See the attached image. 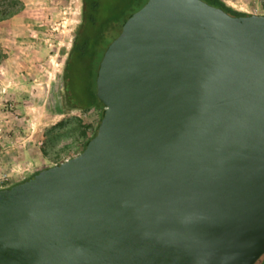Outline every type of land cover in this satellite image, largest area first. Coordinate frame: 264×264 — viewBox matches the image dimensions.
Masks as SVG:
<instances>
[{"label":"water","instance_id":"water-1","mask_svg":"<svg viewBox=\"0 0 264 264\" xmlns=\"http://www.w3.org/2000/svg\"><path fill=\"white\" fill-rule=\"evenodd\" d=\"M102 123L0 188V264H254L264 253V14L147 0L100 60Z\"/></svg>","mask_w":264,"mask_h":264},{"label":"rangeland","instance_id":"rangeland-1","mask_svg":"<svg viewBox=\"0 0 264 264\" xmlns=\"http://www.w3.org/2000/svg\"><path fill=\"white\" fill-rule=\"evenodd\" d=\"M222 1L239 12L264 14V0ZM19 2L22 9L0 21V188L76 156L102 123L103 107L64 102L62 71L82 0ZM120 30L116 24L107 38Z\"/></svg>","mask_w":264,"mask_h":264},{"label":"trees","instance_id":"trees-1","mask_svg":"<svg viewBox=\"0 0 264 264\" xmlns=\"http://www.w3.org/2000/svg\"><path fill=\"white\" fill-rule=\"evenodd\" d=\"M146 1L82 0L81 22L62 71L64 102L68 107L79 109L103 107L96 95L95 78L102 55L108 44L115 38L109 40L108 33L116 24L122 26L125 20ZM203 1L222 8L233 16L248 15L232 9L222 0ZM21 9L22 4L19 0L0 1V21L13 16ZM4 57V53L0 50V61ZM92 137L85 142V145ZM260 258H262L260 264H264V253L258 260Z\"/></svg>","mask_w":264,"mask_h":264}]
</instances>
